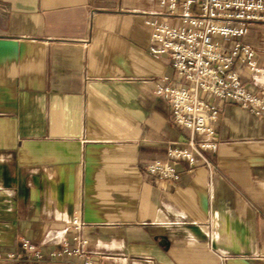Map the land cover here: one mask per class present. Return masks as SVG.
<instances>
[{
	"label": "crops",
	"instance_id": "0c3cea01",
	"mask_svg": "<svg viewBox=\"0 0 264 264\" xmlns=\"http://www.w3.org/2000/svg\"><path fill=\"white\" fill-rule=\"evenodd\" d=\"M156 10L157 0H0L2 255L22 258L27 239L46 258L79 215L92 264H264V117L215 100L210 166L178 163L175 186L143 168L189 136L155 93L185 84L148 53ZM243 41L262 72L242 69L241 82L264 96V23Z\"/></svg>",
	"mask_w": 264,
	"mask_h": 264
},
{
	"label": "built area",
	"instance_id": "2783aa9c",
	"mask_svg": "<svg viewBox=\"0 0 264 264\" xmlns=\"http://www.w3.org/2000/svg\"><path fill=\"white\" fill-rule=\"evenodd\" d=\"M154 15L160 19L145 20L151 29L148 53L167 56L170 67L185 82L183 86H158L155 93L169 103L173 121L187 129L189 136L184 146L170 145L166 159L151 161L143 168L155 181L175 186L180 180L178 163H185L186 171L192 173L200 166H210L206 155L218 150L213 126L218 107L213 101L228 102L253 117H264V96L246 89L240 78L242 69L255 77L262 72L253 48L243 38L251 24L264 23V0H157ZM82 227L81 218L75 215L70 236L62 238L46 258L29 240L22 239V258L0 253V264L30 257L92 264Z\"/></svg>",
	"mask_w": 264,
	"mask_h": 264
}]
</instances>
